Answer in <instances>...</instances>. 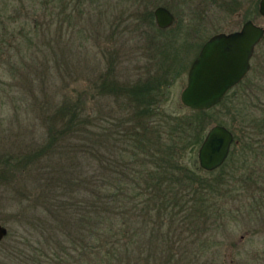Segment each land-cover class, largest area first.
Wrapping results in <instances>:
<instances>
[{"label": "trees", "instance_id": "obj_1", "mask_svg": "<svg viewBox=\"0 0 264 264\" xmlns=\"http://www.w3.org/2000/svg\"><path fill=\"white\" fill-rule=\"evenodd\" d=\"M232 1V8L247 6L246 0ZM255 1L252 7L260 14L259 0ZM54 2L0 0V62L8 59L14 64L12 58H16L21 63L18 68L25 70L27 66L41 65L37 64L39 56L33 55L37 51H26L39 46L37 20L39 16L55 15ZM151 3L168 6L161 0ZM5 16H9L11 25L4 20ZM146 16L154 24V11L150 10ZM177 18L174 23L180 25L177 31L184 30L188 38L199 37L202 47L209 38L206 27L199 24L198 19L203 17ZM18 19L21 26H12ZM24 24L32 27L29 36L23 33ZM173 30V27L159 29L161 33ZM172 36L176 37V32ZM262 42L261 53L254 57L260 62L263 58L264 68V39ZM161 43H164L161 46L165 67L161 68L181 72L185 64L178 60L179 52L189 53L194 47L179 48L172 41ZM42 56L46 63L48 53ZM53 60L57 62L54 56ZM30 61L33 65L27 64ZM263 68L252 65L244 81L212 109L196 111L182 105L185 111L178 114L168 111L161 103L166 102L171 86L182 74L179 78L167 74V85L163 86L158 84V77L135 81L118 79L113 61L105 72L94 70L96 95L101 97L103 88L108 92L105 95L113 98L117 105L102 118L101 102L100 109L96 110L99 113L95 114L92 106L90 109L80 106L81 96L71 104L67 95L51 110V115L44 117L48 120L44 146L30 151L33 157L19 149L12 160L18 174L28 178L36 173L46 180L37 199L27 198L32 202V210L22 209L17 214L19 223L27 226L26 231L9 232L0 243L5 257L0 259V264H22L24 255L29 257L26 264H187L197 254L180 250L183 247L180 241L185 240L180 235L209 225L212 208L218 209L210 202L209 195L215 197L216 194L220 198L226 190L225 178L229 175L226 166L235 146L240 144L239 151L243 153L235 174L243 171L239 178H244V185L255 188L262 183L260 178H264ZM17 71L14 76L23 75ZM222 115L229 119L222 120ZM213 122L230 128L235 141L224 165L215 171H206L199 164L197 152ZM73 152L87 158L91 171L87 178H75L69 173L73 165L67 167L66 163ZM262 154L263 162L258 161ZM40 157L45 158L46 169L35 165ZM231 177L237 178L233 174ZM220 203L219 209L224 206L222 201ZM174 224L181 229L179 235ZM31 234L35 239L27 238L32 237ZM188 244L184 247H189ZM153 245L154 250L147 249ZM28 246H32L33 251L26 254Z\"/></svg>", "mask_w": 264, "mask_h": 264}, {"label": "rangeland", "instance_id": "obj_2", "mask_svg": "<svg viewBox=\"0 0 264 264\" xmlns=\"http://www.w3.org/2000/svg\"><path fill=\"white\" fill-rule=\"evenodd\" d=\"M151 2L152 0H55V4H52L55 15L39 16L37 20L40 24L37 31L39 37L35 39L39 46L29 48L31 51L25 50L27 53L37 51L38 53L33 55L39 56L37 64L41 65L27 66L25 70L18 68L21 63L16 58H12L14 64L8 59L0 62V220L10 232L22 234L26 231L27 226L19 223L17 214L22 209L32 210V202L27 198L37 199L46 180L45 176L40 177V174L36 173L23 178L18 174V168L15 169L12 165L19 149L26 150L29 156L33 157V152L46 143L48 120L44 117L51 115V110L67 95L71 104L81 96L80 106H86L88 109L92 106L95 114L99 113L96 110L100 109L101 102L102 118H106L105 112L117 105L113 98L105 95L108 92L103 88L101 97L96 95L94 82L97 77L92 75L94 70L105 72L113 61L118 79L135 81L140 78L158 77V84L162 83L163 86L167 85V74L170 73L174 78H179L182 74L171 86L166 102L161 104L173 113L185 111L181 93L187 84L191 64L201 48V40L196 36L188 38L183 33L184 30L177 31L180 26L178 23L171 26L173 31L161 33L156 21L152 24L146 14L163 5H152ZM161 2L169 6L165 7L175 14L176 19L177 16L203 17L202 20L198 19L199 24L206 27L204 30L208 32L209 38L216 33L239 30L247 21L244 16H252L249 19L264 26V17L257 13L255 6L252 7L251 3L256 2L255 0H246L247 6L244 9L239 6L232 8V0ZM8 18L9 16H5L4 20L10 24ZM33 22L34 26L36 22ZM12 26L20 27L21 19ZM31 29L30 25L24 24L23 33L29 36ZM202 29L201 27L200 31ZM175 32L177 36L181 35V38L172 36ZM170 41L174 42V45L176 42L179 48L194 47L189 53L179 52L178 60L185 64V68L179 73L161 68L164 67V49L161 46L164 43L161 42ZM260 44L256 49L257 55L263 49V42ZM45 52L48 53L46 63L42 56ZM52 55L57 58V62L53 60ZM18 58L21 59L22 56L18 55ZM23 62H26L25 59ZM90 63L95 65L89 66ZM252 63L256 67L259 66V69L263 68V58L260 62L253 57ZM27 64L33 65L31 61ZM16 70L23 75L14 76ZM255 109L259 111L258 107ZM87 113L88 111L85 115ZM221 119L229 118L222 115ZM216 124L218 123L213 122L207 131ZM240 148V144L235 146L226 166V172L229 174L225 178L226 182L228 181L226 190L220 198H217L216 194L215 197L209 195L210 202L218 207L217 210L212 208L209 225L191 233L186 230L180 235L185 239L180 241V244H183L180 250L183 248L191 255L197 254L193 259L190 258L191 261L188 260L187 264H264V194L260 193V189H264V183L262 180L255 188L249 186L247 190L244 178H239L243 171H237L235 174L243 156ZM30 151H33L32 154ZM70 156L72 157H69L66 163L67 167L73 165L68 169L69 173L75 178H87L91 171L84 154L82 156L81 153L73 152ZM41 158L35 160V165L46 169L45 158ZM259 160L263 162V154ZM231 174L237 178H232ZM221 201L224 206L219 209L222 206ZM28 212L32 214L34 211ZM173 228L176 229V235L181 233L177 224H174ZM27 238L33 240L35 236ZM186 243H189V247H184ZM151 247L153 250L156 248L153 245L147 246V249ZM1 248L2 246L0 259H4V251H1ZM31 251L33 247L28 246L26 254ZM27 259L28 256H22V264H26Z\"/></svg>", "mask_w": 264, "mask_h": 264}, {"label": "water", "instance_id": "obj_3", "mask_svg": "<svg viewBox=\"0 0 264 264\" xmlns=\"http://www.w3.org/2000/svg\"><path fill=\"white\" fill-rule=\"evenodd\" d=\"M259 12L264 17V0L259 2ZM154 15L161 29L171 27L175 14L165 6H158ZM264 39V26L249 19L239 30L220 32L211 36L193 60L188 72L181 102L192 110H210L217 106L251 70V60L257 46ZM235 135L222 124L213 125L198 150L200 166L215 171L227 161ZM9 228L0 220V243L9 235Z\"/></svg>", "mask_w": 264, "mask_h": 264}, {"label": "flooded vegetation", "instance_id": "obj_4", "mask_svg": "<svg viewBox=\"0 0 264 264\" xmlns=\"http://www.w3.org/2000/svg\"><path fill=\"white\" fill-rule=\"evenodd\" d=\"M259 2H260V0H259ZM258 11H259V8H258ZM233 31H236V30H233ZM233 31H230V32H233ZM252 65H253V63H252ZM251 69H252V67H251ZM250 72H251V70H250ZM250 72H249V73H250ZM249 73H248V75H249ZM248 75H247V76H248ZM247 76H246V77H247ZM243 81H244V80H243ZM231 151H232V149H231ZM230 154H231V152H230ZM229 156H230V155H229ZM260 180H263V183H264V178H263V179L260 178ZM253 188H254V187H253ZM246 189L248 190V189H249V186H246ZM262 190H263V191H261V192L264 194V189H262Z\"/></svg>", "mask_w": 264, "mask_h": 264}]
</instances>
